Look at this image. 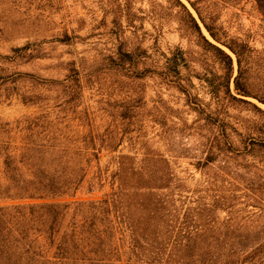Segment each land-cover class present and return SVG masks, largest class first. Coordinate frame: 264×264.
Returning <instances> with one entry per match:
<instances>
[{"label": "rangeland", "instance_id": "1", "mask_svg": "<svg viewBox=\"0 0 264 264\" xmlns=\"http://www.w3.org/2000/svg\"><path fill=\"white\" fill-rule=\"evenodd\" d=\"M183 1L233 57L235 98L175 0H0V177L89 159L60 200L117 201L110 214L72 206L60 250L40 224H14L30 252L0 264H264V8L202 0L219 34L250 48L244 96L237 56Z\"/></svg>", "mask_w": 264, "mask_h": 264}, {"label": "trees", "instance_id": "2", "mask_svg": "<svg viewBox=\"0 0 264 264\" xmlns=\"http://www.w3.org/2000/svg\"><path fill=\"white\" fill-rule=\"evenodd\" d=\"M177 4L183 8L186 14L189 16L194 28L198 32L199 36L213 48L220 58V63L225 70L222 77V83L226 88L228 94L231 93V80L233 76V57L224 48L220 47L216 43L212 42L202 30L199 20L190 10L188 5L183 0H175ZM193 9L198 14V17L212 38L217 42L227 46L231 51L235 53L239 65V73L235 77V89L238 94L244 96H251L250 85L251 81L244 74L243 56L245 51L250 48L245 43L236 42L232 39H228L219 34L216 30L213 20L210 16H207L202 0H187ZM261 7L264 8V0H258ZM178 58L175 56V59ZM185 60L183 54L181 56ZM235 98V96H233ZM261 102L264 103V97L255 96ZM254 107L264 114V110L253 104ZM70 161H66L69 164ZM72 162L73 169L67 170L64 166L65 162L58 161V168L55 173L51 174L45 169H41L42 166H38V169L32 171L31 174L26 176L20 174H11L4 177H0V262L12 260L15 250H26V253L30 252L31 247L27 244L29 239L28 230L21 232V239L18 243L14 244L15 238L13 233V225L16 223L30 224L32 222L40 224L43 230L40 235L46 236L50 239L52 247L62 249L63 243L56 242L55 238L57 231L54 227L57 224L63 222L68 216L70 209L75 205H96L101 208L105 214H110L113 208L117 206V201L114 196H109L103 200H74V201H62L60 199L71 196L75 197L82 184L84 183L87 167L91 168L92 161L86 160L85 162ZM7 166H12V162H7ZM37 166V164H36ZM35 166V167H36ZM17 167V166H15ZM9 201H25L19 203H8ZM40 237V236H39ZM36 240H38V238ZM17 240V239H16ZM241 263H250L247 259L241 261ZM226 264H235L234 260H227Z\"/></svg>", "mask_w": 264, "mask_h": 264}]
</instances>
